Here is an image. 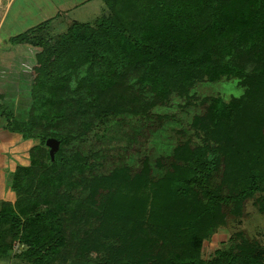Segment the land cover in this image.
Here are the masks:
<instances>
[{"label": "rangeland", "instance_id": "374dc122", "mask_svg": "<svg viewBox=\"0 0 264 264\" xmlns=\"http://www.w3.org/2000/svg\"><path fill=\"white\" fill-rule=\"evenodd\" d=\"M38 1L44 0L3 2L4 5L10 2V6L0 29V47L9 38L42 22L40 18L46 15L37 14ZM46 1L50 4V0ZM152 1L112 0L110 7L94 0L73 11L70 5L84 4L86 0H67L60 19L49 21L42 33L30 34L29 38L33 42L36 37L48 39V48L52 50L53 41L66 32L71 20L84 23L88 31H97L99 19L134 28L139 24L156 26L157 12ZM231 4L230 13H235L239 8ZM262 38L256 37L258 43L251 46L248 41L242 42L240 47L252 52L231 58L236 60L233 76L206 80L200 75L189 82H172L164 100L155 98L146 88L133 85L134 75L120 80V85L112 90L97 94L96 109L111 106L123 113L109 140L100 142L92 141L88 135L92 124L88 120L95 115L88 105L94 94L79 84V70L67 77L64 97L69 104L56 107L58 112L63 110L64 120L50 127L40 116L33 118L36 106L33 68L39 50L23 45L14 57L3 56L0 59V211L25 213L34 219L36 214L44 219L35 220L40 232L29 240L21 232L13 236L5 224L0 226V243H10L8 257L18 260V264H98L105 257L109 242L119 250L124 249L117 256L120 264H175L173 260L186 264L190 260L183 258L191 257V250L197 247L198 255L193 258L216 264L217 252L229 251L241 241L264 247V216L256 207L259 199L264 200V194H256L240 207L215 209L203 217L199 229L185 233L189 229L186 220L202 209L203 198L192 191L186 198L173 199L159 189L162 179L175 175L201 138L213 140L219 149L213 180L215 191L227 194L238 188L240 168L236 159L250 150L255 140L262 145L258 172L264 178V86L255 77V71L264 67V47L259 43H263ZM127 86L131 89H126ZM127 92L133 94L129 99L125 98ZM215 100L232 104L236 110L218 114ZM3 113L11 115L27 130L8 131L1 117ZM135 113L141 116L131 118ZM40 133L65 135L67 143L61 147L62 157L74 156L80 162L88 160L89 168H72L68 172L66 167H51L53 160L45 142L34 138ZM114 173L120 176L115 179ZM110 195L123 204L107 213L106 198ZM117 222H123L133 231L123 245L113 230V223ZM100 232L104 233L99 235ZM197 232L208 237L191 243L190 233ZM35 244L44 246L38 255L27 261L16 258ZM0 264L8 263L0 259Z\"/></svg>", "mask_w": 264, "mask_h": 264}, {"label": "trees", "instance_id": "16d2710c", "mask_svg": "<svg viewBox=\"0 0 264 264\" xmlns=\"http://www.w3.org/2000/svg\"><path fill=\"white\" fill-rule=\"evenodd\" d=\"M111 1L102 0L105 6L110 5ZM231 3L237 4L239 8L235 13H230ZM151 4L157 12L156 26L139 24L134 28L109 19H99L97 31H88L84 23L71 21L66 32L58 35L53 41L52 50L48 48V39L36 37L33 42L29 38L30 34L42 33L51 20L9 38L5 46L0 47V59L6 55L14 57L21 51L23 45H30L39 50L35 55L33 68L35 77L33 97L36 104L33 118L40 116L46 121V126L50 127H56L64 120L63 110L58 112L56 107L63 108L69 104L64 97L67 77L75 70H79V84L85 85L87 91L94 94L92 103L88 105V110L92 109L90 112L94 110L95 114L92 116L89 113L92 117L88 121L92 124L87 130L88 135L92 141L96 139L100 142L105 138L109 140V134H113L115 126L120 122L118 119L123 114L122 110H115L111 106L99 110L96 109L98 106L94 102L98 99L97 94L119 86L118 82L123 78L129 79V76L134 75L133 85L137 84L139 89L146 88L155 98L164 100L172 89V82H189L200 75L206 80L226 75L233 76L236 60L231 58L252 52L250 49H242L240 47L242 42L248 41V46H251L258 43L256 37L263 36V43H259L264 47V0H153ZM255 77L258 79L257 83L264 86L263 66L255 71ZM129 88L131 89L130 86L126 87ZM130 96L133 94L127 92L125 98L129 99ZM215 105V112H219L218 114L236 110L234 105H226L221 100H215ZM218 114L214 117H218ZM136 116L141 115L135 113L131 118L135 119ZM1 117L8 131L18 133L27 130L11 115L3 113ZM257 119L255 118L256 121ZM82 131L85 133L86 128ZM34 138H38L41 143L48 138L59 142V148L50 162L51 167H66L68 172L72 168H89L87 159L80 162L74 156L68 159L62 157L61 147L67 143L65 135L40 133ZM258 141L255 140L250 150L242 152L236 159L240 168L238 172L240 182L232 193L224 194L213 188L220 153L217 144L208 138L200 139V144L190 151L175 175L167 176V180L162 179L159 189L166 196L183 199L192 191H196L204 200L202 209L196 210L191 218L186 220L189 229L185 233L197 230V227L199 229L203 217L212 214L215 209L230 210L234 206L240 207L256 194H264V178L258 172L262 145ZM119 176L118 173H114L115 179ZM102 179L107 183L106 179ZM112 195L108 197L113 201L110 202L109 198H106L107 213L116 211L117 205L123 204L119 199L111 197ZM256 207L264 216V200L259 199ZM18 214L20 215L13 212L4 214L0 211V226L7 225L13 236L21 232L25 240L36 238L40 232L37 230L40 228L37 227L35 220L43 222V217L34 214V219L25 213ZM118 217L121 219V216ZM122 223H113V230H116L118 242L123 245L126 236L133 231ZM107 232L109 233L110 229ZM103 233L100 232L99 235ZM194 234L189 235L191 243L192 240L198 243L204 237H208L207 234L204 236L198 232ZM41 246L32 245L16 258L30 260L38 255L40 248H44ZM9 247L10 243L7 245L0 243V258L8 257ZM106 250L105 257L98 264H120L117 256L124 249L119 250L108 242ZM191 253V257L183 258L184 261L189 258L190 262L186 264L211 263L193 258L198 255V247L193 248ZM217 256L219 258L216 264H264V247L256 242L241 241L229 251L217 252ZM178 258L176 256V259ZM173 262L180 264L176 260Z\"/></svg>", "mask_w": 264, "mask_h": 264}, {"label": "crops", "instance_id": "0c3cea01", "mask_svg": "<svg viewBox=\"0 0 264 264\" xmlns=\"http://www.w3.org/2000/svg\"><path fill=\"white\" fill-rule=\"evenodd\" d=\"M5 0H0V11L2 12L1 16H0V29L3 27V24H4V17L6 15V12H7V9L9 8L10 6V2L9 4L7 5H4L3 2ZM65 1V2H64ZM66 1L67 0H50V4H48V2L46 0H44L42 3L38 1V3L40 5L37 4V7H38V11L36 10L37 14H40V15H46V16H42L40 19L42 22L44 21H47V20H59L61 15H63L66 11V7H67V4H66ZM102 1V0H101ZM63 2H64V5H63ZM94 2V0H86V2L84 4H78V5H70L71 9L74 11V9H78L79 7L78 6H83L87 3H92ZM104 4V3H103ZM41 6V7H40ZM51 7L49 10L48 7ZM96 6V5H95ZM44 7H46V9H44ZM9 11V10H8ZM24 11V10H23ZM23 15L25 18H27V13L26 11L23 12ZM60 16V17H59ZM18 18V17H17ZM67 20V19H66ZM13 22H11L9 25H11L12 23L16 22V19L15 20H12ZM71 21H75V20H71ZM40 22V23H42ZM14 25V24H13ZM12 25V26H13ZM1 31V30H0ZM1 199V198H0ZM0 259H6L7 260V263L8 264H18V262L13 259V258H10V257H7V258H0Z\"/></svg>", "mask_w": 264, "mask_h": 264}, {"label": "water", "instance_id": "95a60500", "mask_svg": "<svg viewBox=\"0 0 264 264\" xmlns=\"http://www.w3.org/2000/svg\"><path fill=\"white\" fill-rule=\"evenodd\" d=\"M45 146L49 149L48 153H49L50 160L52 161L54 157V153L59 148V142L53 138H48L45 141Z\"/></svg>", "mask_w": 264, "mask_h": 264}]
</instances>
